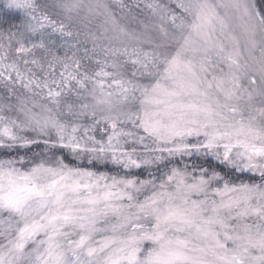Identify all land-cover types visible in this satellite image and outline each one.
<instances>
[{"label":"snow or ice","instance_id":"6c2138e0","mask_svg":"<svg viewBox=\"0 0 264 264\" xmlns=\"http://www.w3.org/2000/svg\"><path fill=\"white\" fill-rule=\"evenodd\" d=\"M0 3V264H264V0Z\"/></svg>","mask_w":264,"mask_h":264},{"label":"trees","instance_id":"16d2710c","mask_svg":"<svg viewBox=\"0 0 264 264\" xmlns=\"http://www.w3.org/2000/svg\"><path fill=\"white\" fill-rule=\"evenodd\" d=\"M0 15H3V16H5V17H12L13 15H19L18 13H15V14H13V13H10V12H8L7 10H4L3 9V4L2 3H0ZM6 95V91L2 88V87H0V96H3V98H4V96ZM42 147V146H41ZM41 150V148H37V147H33L32 149H31V151L29 152V155H31V153L32 152H38V151H40ZM193 159L194 160H196V159H198L197 157H193ZM202 162V161H201ZM85 164H86V162H85ZM99 167V170L100 171H109V170H111V166L109 165L107 168H105V167H100V166H98ZM138 172V174H139V171H137ZM242 179H244V178H246V177H241Z\"/></svg>","mask_w":264,"mask_h":264},{"label":"rangeland","instance_id":"374dc122","mask_svg":"<svg viewBox=\"0 0 264 264\" xmlns=\"http://www.w3.org/2000/svg\"><path fill=\"white\" fill-rule=\"evenodd\" d=\"M0 99H3V96H0ZM138 171V170H137Z\"/></svg>","mask_w":264,"mask_h":264}]
</instances>
